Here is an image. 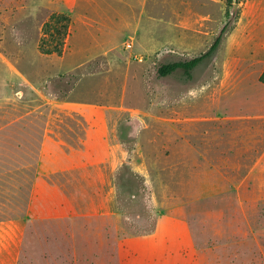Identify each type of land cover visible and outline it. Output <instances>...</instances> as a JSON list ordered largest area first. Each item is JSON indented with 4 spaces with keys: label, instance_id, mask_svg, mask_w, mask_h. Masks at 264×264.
Wrapping results in <instances>:
<instances>
[{
    "label": "rangeland",
    "instance_id": "374dc122",
    "mask_svg": "<svg viewBox=\"0 0 264 264\" xmlns=\"http://www.w3.org/2000/svg\"><path fill=\"white\" fill-rule=\"evenodd\" d=\"M261 2L0 0V264H94L83 261L81 254L67 253L64 233L71 223L49 217L54 208L62 210L55 199L72 195L49 190L48 177L41 173V166L51 165L41 162L47 124L86 119L81 113L62 114L56 101L109 107L111 137L119 144L115 182L121 234L151 229L158 205L174 192L188 198L191 158L162 157L160 162L170 166L161 173L162 180L176 187L166 191L169 196L157 190L156 204L145 175L133 167L138 160L156 179L160 172L152 168L159 159L134 158L138 139L149 153L163 154L176 136L190 139L207 133V85L216 80L221 57L231 53L234 28L260 12ZM54 12L72 18L61 55L40 50L44 23ZM226 23L221 44L194 69L192 78L181 69L158 74L162 63L206 52ZM126 183L138 185L136 195L123 190ZM88 185L78 190L81 197L92 191ZM245 202H232L223 213H216L214 205L206 207L211 212L201 221L208 229L207 264H264V201Z\"/></svg>",
    "mask_w": 264,
    "mask_h": 264
},
{
    "label": "crops",
    "instance_id": "0c3cea01",
    "mask_svg": "<svg viewBox=\"0 0 264 264\" xmlns=\"http://www.w3.org/2000/svg\"><path fill=\"white\" fill-rule=\"evenodd\" d=\"M259 5L260 12L255 11L252 19L247 23L239 21L234 28L231 53L221 57L216 80L207 85V133L190 139L176 136L174 146L164 153L162 150L163 154L149 153L138 139L134 156L159 159L152 168L160 172L156 179L152 178L151 169L139 166L138 160L133 167L145 175L156 204L157 190L169 196L166 191L176 187L162 180L161 173L170 166L160 159L191 158L188 198L184 200L175 192L165 198L167 203L158 205L151 232L120 233L121 210L115 182L119 144L111 137L106 115L109 107L75 100L56 101L62 114L81 113L86 118L50 121L41 150L42 165L51 163L41 166V173L48 177L46 187L72 195L55 199L54 205L62 210L56 207L49 216L71 223L70 227L65 226L64 233L69 239L67 253L81 254L83 261L94 264H207L208 229L201 221L211 212L206 207L214 205L216 213H223L232 202L244 205L249 200L253 205H262L264 2ZM124 153L127 155L128 151ZM87 185L92 191L87 198L81 197L78 190L87 189ZM88 205L93 208L88 209ZM184 205L185 211L180 209Z\"/></svg>",
    "mask_w": 264,
    "mask_h": 264
},
{
    "label": "trees",
    "instance_id": "16d2710c",
    "mask_svg": "<svg viewBox=\"0 0 264 264\" xmlns=\"http://www.w3.org/2000/svg\"><path fill=\"white\" fill-rule=\"evenodd\" d=\"M71 16L64 12H54L51 14L50 19L44 23L43 30L45 33V38L42 39L40 44V50L46 54L57 53L59 55L62 54L65 39L69 35L70 25H71ZM229 23H226L222 28L220 33L218 34L217 38L214 40L211 47L204 53L194 56L190 59H182L177 61H171L162 63L158 67V74L160 76H167L174 73L177 70H183L188 78L193 77L194 69L200 65L205 59L212 56L215 50L219 47L222 42V39L225 37ZM135 183V181H131ZM139 184V183H138ZM123 190H128L132 195H136L138 185L136 187L134 184L126 183L121 184ZM145 187V186H144ZM118 200L119 194H118ZM126 204H124L125 206ZM131 207V205H128ZM155 228V224L151 227V229L147 230L146 232H151ZM145 232V233H146ZM141 234V233H137Z\"/></svg>",
    "mask_w": 264,
    "mask_h": 264
}]
</instances>
